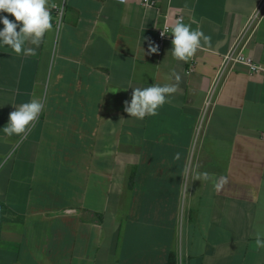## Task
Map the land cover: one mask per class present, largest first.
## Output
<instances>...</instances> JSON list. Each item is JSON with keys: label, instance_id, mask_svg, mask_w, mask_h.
<instances>
[{"label": "crops", "instance_id": "0c3cea01", "mask_svg": "<svg viewBox=\"0 0 264 264\" xmlns=\"http://www.w3.org/2000/svg\"><path fill=\"white\" fill-rule=\"evenodd\" d=\"M260 1L66 0L61 28L52 19L26 45L36 55L0 44V264H264V72L235 67L194 145L216 69ZM166 13L211 47L188 62L171 41L145 54ZM247 52L264 63V16ZM173 71L178 91L157 115L124 111L133 88L174 84ZM33 99L39 118L7 136L10 112Z\"/></svg>", "mask_w": 264, "mask_h": 264}, {"label": "clouds", "instance_id": "9594fccd", "mask_svg": "<svg viewBox=\"0 0 264 264\" xmlns=\"http://www.w3.org/2000/svg\"><path fill=\"white\" fill-rule=\"evenodd\" d=\"M119 2L125 3L126 0ZM50 9H58L53 0H0V13L12 14L15 17L13 21L6 15L0 16V22L4 25L0 30V44L12 49L17 55H36V48L26 45H35L38 48L45 34L53 29ZM168 28L169 25L166 23L161 32L162 37L168 34ZM171 34L172 55L179 61L188 62L198 50L205 46L211 47V37L205 35L199 27L192 29L191 24H185L182 17L171 24ZM158 52L159 45L149 39L148 51L145 54L152 55ZM172 76L175 78L174 84H153L145 88H133L131 100L124 101V111L137 119L157 115L158 108L169 102L168 97L178 91L181 76L175 71ZM43 109L44 103L36 99L15 106V110L9 114V122L3 128L4 133L9 137L26 135ZM174 158L179 160L180 153H176ZM197 179L203 182L212 178L204 172L197 174L195 180ZM228 183L227 176H220L214 183V190L220 193ZM255 246L257 249L264 248V232L259 229Z\"/></svg>", "mask_w": 264, "mask_h": 264}, {"label": "built area", "instance_id": "2783aa9c", "mask_svg": "<svg viewBox=\"0 0 264 264\" xmlns=\"http://www.w3.org/2000/svg\"><path fill=\"white\" fill-rule=\"evenodd\" d=\"M54 3L58 5V9H50V11L53 22L59 29L64 23L66 13V0ZM142 4L144 6H155L156 0H142ZM263 16L264 0H261L257 8L245 22L242 30L240 31L239 35L234 40L230 48L223 54L222 61L216 69V72L207 90L206 97L195 126L194 145L197 143L199 137L204 133L213 107L216 104L221 87L224 84L226 78L234 71L235 67L239 64H242L245 65L251 73L264 72V63L255 60L253 56H251L247 52V44L249 42V39L255 32ZM181 17L183 18V16L177 15L175 17V20ZM166 23L169 25L168 34L162 37L161 32L163 31ZM170 41H172L171 23L169 22V14L166 13L164 23L157 29L156 44L159 45V50H161L163 46ZM193 69L194 65L193 63H191L188 70L192 71ZM177 256L178 264H183L182 254L179 253Z\"/></svg>", "mask_w": 264, "mask_h": 264}, {"label": "trees", "instance_id": "16d2710c", "mask_svg": "<svg viewBox=\"0 0 264 264\" xmlns=\"http://www.w3.org/2000/svg\"><path fill=\"white\" fill-rule=\"evenodd\" d=\"M168 264H178V256L175 253L169 256Z\"/></svg>", "mask_w": 264, "mask_h": 264}]
</instances>
